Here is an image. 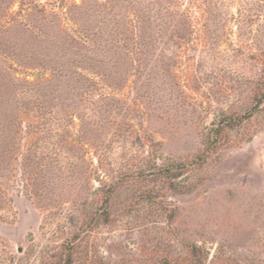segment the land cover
<instances>
[{"label": "rangeland", "instance_id": "rangeland-1", "mask_svg": "<svg viewBox=\"0 0 264 264\" xmlns=\"http://www.w3.org/2000/svg\"><path fill=\"white\" fill-rule=\"evenodd\" d=\"M67 255L264 264V0H0V264Z\"/></svg>", "mask_w": 264, "mask_h": 264}, {"label": "trees", "instance_id": "trees-1", "mask_svg": "<svg viewBox=\"0 0 264 264\" xmlns=\"http://www.w3.org/2000/svg\"><path fill=\"white\" fill-rule=\"evenodd\" d=\"M106 217H107V216H106ZM191 256L194 257V258H196V260L199 259V257H200V256H199V250H198L197 247L193 246V247L191 248ZM66 257H67V259H66L65 261H63L64 264H68L69 261H70L69 256L67 255ZM199 262H200V260H199ZM55 264H58V263L56 262Z\"/></svg>", "mask_w": 264, "mask_h": 264}]
</instances>
